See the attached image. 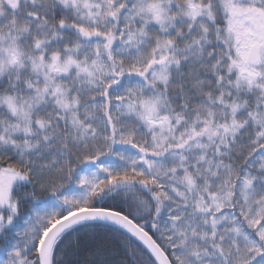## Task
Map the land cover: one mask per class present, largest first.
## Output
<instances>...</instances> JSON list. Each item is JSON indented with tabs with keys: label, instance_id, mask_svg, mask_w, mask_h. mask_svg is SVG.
Wrapping results in <instances>:
<instances>
[{
	"label": "snow or ice",
	"instance_id": "snow-or-ice-1",
	"mask_svg": "<svg viewBox=\"0 0 264 264\" xmlns=\"http://www.w3.org/2000/svg\"><path fill=\"white\" fill-rule=\"evenodd\" d=\"M0 264H264V0H0Z\"/></svg>",
	"mask_w": 264,
	"mask_h": 264
}]
</instances>
